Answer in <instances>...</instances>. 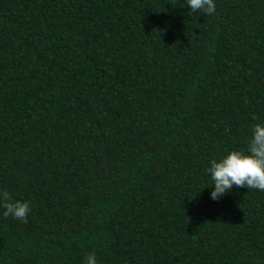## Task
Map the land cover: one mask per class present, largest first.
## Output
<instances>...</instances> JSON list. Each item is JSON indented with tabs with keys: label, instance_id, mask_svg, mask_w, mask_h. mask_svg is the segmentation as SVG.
Instances as JSON below:
<instances>
[{
	"label": "trees",
	"instance_id": "16d2710c",
	"mask_svg": "<svg viewBox=\"0 0 264 264\" xmlns=\"http://www.w3.org/2000/svg\"><path fill=\"white\" fill-rule=\"evenodd\" d=\"M0 0V264H264V191L209 199L264 121V0Z\"/></svg>",
	"mask_w": 264,
	"mask_h": 264
},
{
	"label": "clouds",
	"instance_id": "9594fccd",
	"mask_svg": "<svg viewBox=\"0 0 264 264\" xmlns=\"http://www.w3.org/2000/svg\"><path fill=\"white\" fill-rule=\"evenodd\" d=\"M186 7L193 13L200 11L209 15L216 9L215 0H186ZM204 171L211 180L209 199L213 201L223 197L233 186L264 191V121L252 124L245 150H230L218 159H210ZM0 200L5 201L4 216L25 220L30 211L28 201L7 203L6 191H0ZM82 264H97L95 253L90 252Z\"/></svg>",
	"mask_w": 264,
	"mask_h": 264
}]
</instances>
